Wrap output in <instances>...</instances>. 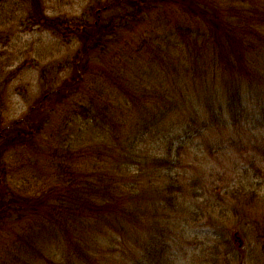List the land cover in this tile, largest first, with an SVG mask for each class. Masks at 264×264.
Listing matches in <instances>:
<instances>
[{"label":"rangeland","instance_id":"1","mask_svg":"<svg viewBox=\"0 0 264 264\" xmlns=\"http://www.w3.org/2000/svg\"><path fill=\"white\" fill-rule=\"evenodd\" d=\"M43 1L45 12L53 18L88 16L94 19L90 8L98 7V0ZM209 1L220 7L222 4L234 3L240 15H246L251 19L252 16L257 17V15L250 10L264 9V0ZM18 2L19 0H0V91H2L0 129L25 116L31 106L37 105L45 96L50 101H54V106L48 108V112H42V118H39L45 119L46 125L41 131L43 142L41 137L37 150L24 147L1 153L0 160L2 161L3 158L7 160V178H4L9 182V190L24 196H34L40 195L44 188L51 187L57 181L49 172L51 163L49 151L53 148L58 149L56 144L67 145L71 142L74 153L69 158L73 165V181L86 178L91 182H98L102 177L105 180L115 181L114 186L122 191H128L130 185H134L136 171L142 166L145 167L148 162L140 157L129 163L126 172L113 171L114 174H111L106 170L110 152L107 153L105 145L98 144L104 138L110 142L111 135L106 134L100 127L92 132H85L83 129L92 120L84 121L81 113L78 118L73 117L70 124L66 125L64 122V120L69 121V113L74 106L80 108L90 98L98 99L104 93L97 89L95 84H89L88 80L84 83V90L67 92L60 89L61 92L54 93L64 87L66 79L72 75L74 68L70 61L79 52L81 44L75 41L68 42L50 29L29 28L27 11L25 8H20ZM160 11H174V14L172 12L169 14L165 28L163 25L151 27L144 21L138 32L122 42H118V38L114 37L111 44L95 49L97 51L94 54L95 58L88 59L89 71L98 75L100 82L107 85L108 89L115 88L124 98L129 97V93L125 90L129 84L122 83L113 72L118 67L125 69V65L121 63L116 68L111 65L112 56L116 62L125 58L124 55L121 58L117 57L118 51L134 52L130 61L135 70L130 67V70L125 72L129 76L133 72H140L141 67L146 71L149 81H143V86L139 90L141 94L147 96L161 94L160 89L167 88L170 91L169 95L172 96L174 92L170 89L174 88V84L176 87L180 83L175 80L178 78L177 67L190 71L183 75L182 81L185 82V76L189 75V83L191 82L190 74H193L194 69H190L187 60L175 66L179 53L178 50L172 49V43L179 38L177 33L179 26H191L197 29L204 28L207 22L202 19H190L182 14L178 5L167 1L162 2ZM242 11L246 12L240 13ZM153 16H156L155 12ZM199 23L203 25L200 26ZM259 48L264 54V46ZM139 50L140 55L137 54ZM225 50L227 52L225 54L230 55L226 57L232 59L227 63L234 65L236 58L235 54L232 55V48L230 47L229 50L225 47ZM203 67L201 63L197 66L198 69ZM150 80L156 81L157 86L158 81L166 82L163 88L157 90ZM208 81L211 83V79ZM152 103L153 101H150V105ZM133 108L144 114L139 104L138 107L133 106ZM175 114L178 115L174 111L172 116ZM155 128L149 129L151 134L153 132L151 142L138 146V149H144L145 154H147L146 149L156 153L152 156L150 152V158L156 156L157 152L165 153L167 150L165 141L161 140L162 135L157 134L158 131H164ZM123 134L117 132V137L122 139ZM207 137L214 143L217 135L208 133ZM207 137L190 138L180 150L182 159L180 165L166 169L160 172V175L149 177L145 181L146 183L152 181L163 188L164 183L168 182V176L163 173L170 171L171 175L176 176L183 185V189L176 194L178 197L174 201L176 207H164L162 201L158 202L161 205L156 216L149 215L140 227L141 240L138 245L128 239L130 234H126L123 230L122 233L114 226L117 217H113L114 227L104 226L102 234L97 238L100 249L95 251L99 253L100 259L84 262L85 264H135L134 253H138L136 255L140 256L143 264H153V262L156 264L157 258L151 260L149 252L147 253L161 247V242H158L159 233L154 234L156 230H151L152 223L156 221L157 225L159 223L160 227H163L168 220L177 223L175 231L181 237L174 236L168 240L169 243L172 241V247L167 251L168 256L159 255L160 263L157 264H238L240 260L244 264L264 262V160H260V163L257 162L254 166L250 159L258 144L241 146L235 143L234 147L209 150L204 144ZM114 140L117 142L116 137ZM151 146L154 148L151 149ZM259 166L262 168L261 172L257 170ZM0 171V180H2L1 166ZM255 171L259 175L256 179L253 176ZM140 185H142L141 181ZM2 186L3 184L0 183V188ZM253 190H257L260 196L249 202ZM117 191L120 192L119 189ZM160 195L162 194H147L145 203L149 204L154 196L157 199ZM122 201L126 203L127 199L124 197ZM9 212L13 216H5V221L7 220L8 223L7 230L3 229L2 219L0 220V264H4L10 257L18 256L25 257L22 262L17 261L16 264H68L75 260L76 257L69 254L72 252L69 251L68 237L61 230L65 221L63 216L59 215L60 223L46 225L52 222L50 213L53 215L52 220H56V210L51 209L50 213L48 211L45 218L42 216V221L32 218L22 220L16 212ZM171 224H168L169 227ZM224 227L226 230L223 229ZM20 235L25 238H20ZM152 237H155V241H152ZM73 239L75 242L79 240L76 236H73ZM26 242H31L33 247L25 246ZM226 242H230L228 246L224 244ZM128 243L132 244V255L127 254ZM22 245L32 252L31 258L17 253V248Z\"/></svg>","mask_w":264,"mask_h":264},{"label":"trees","instance_id":"2","mask_svg":"<svg viewBox=\"0 0 264 264\" xmlns=\"http://www.w3.org/2000/svg\"><path fill=\"white\" fill-rule=\"evenodd\" d=\"M164 1L178 5L182 14L190 19H202L207 22L204 28L179 26L177 29L179 38L172 43V49L178 50L179 53L175 66L187 60L190 69H194L193 74H190L191 82L189 83V75L185 76V82L182 81L183 75L190 71L177 67L178 78L175 80L180 83L176 87L172 83L174 84V88L170 89L174 92L172 96L169 95V89L163 88L166 82L164 80L158 81V86L156 81L150 80L157 90L163 88L159 91L161 94L149 96L141 94L139 90L143 86V81H149L146 71L141 67L140 72L132 71L133 74L129 76L125 72L130 70V67L135 70L130 61L134 52L118 51L116 56L121 58L124 55L125 58L116 62L112 56L111 65L114 68L121 63L125 65V69L118 67L113 72L122 83L129 84L125 88L129 97L124 98L115 88L108 89L107 85L100 82L98 75L89 71L88 59L96 57L94 55L97 52L96 48L111 44L114 37L118 38V42H122L138 32L141 24L145 22L151 27L163 25L165 28L169 14H174V11H160V5ZM18 4L27 11L29 28L50 29L68 42L75 41L81 44L79 52L70 61L74 68L72 75L66 79L64 87L54 93L57 94L61 90L67 92L82 90L87 80L104 93L98 99L90 98L80 108L74 106L69 113V121L64 120L65 124H70L73 117L78 118L81 113L84 121L92 120L83 129L85 132H92L100 127L106 134L111 135L110 142L104 138L98 143L105 145L107 153L110 152L106 170L111 174H114L113 171L126 172L129 163L140 157L148 164L136 171L134 185H130L128 191H122L114 186L115 181L102 177L98 181L99 185L98 182H91L86 178L76 182L73 181V165L69 158L74 153L71 142L67 145L56 144L58 149L53 148L49 151L51 162L49 172L57 182L47 189L44 188L40 195L24 196L9 190V182L5 180L7 160L3 158L0 164L2 168L0 183L3 184L0 188V220L2 219L1 225L4 230L8 229L5 216H13L9 211L16 212L22 220L32 218L42 221V216L45 218L46 213L54 209L57 211L56 220H52L53 215L50 213L51 224H46L44 220L43 223L56 225L60 223L59 215H62L65 221L61 230L68 237L69 251L72 252L69 254L76 257L68 264L79 262L85 264L84 262L100 259L99 253L95 251L100 249L97 238L102 234L104 226H113V217H117L114 226L122 233L124 231L130 234L128 239L138 245L141 240L140 227L149 215L156 216L161 205L158 202L162 201L164 207H176L174 203L178 198L176 194L183 189L181 181L176 176L171 175L170 171L163 173L168 176V182L164 183L163 188L152 181L149 183L145 181L149 177L160 175V172L166 169L180 165L182 160L180 150L190 138L201 136L204 139L208 133L217 135L214 143L210 142L209 137L205 139L204 144L209 150L234 147L235 143L241 146L255 143L258 146L253 150L255 153L250 155L252 164L255 166L257 162L264 160V54L259 48L264 46V9L250 10L257 15L251 19L246 15H240L234 3L224 4L225 6L222 4L220 7L209 0H98V7L90 8L94 14L92 19L88 16L50 17L45 12L43 0H19ZM252 5L254 7V4ZM153 12L156 16H153ZM244 12L246 11L240 13ZM225 47L229 50L232 48V55L235 54L236 58L234 65L227 63L232 59L226 57L230 55L225 54L227 53ZM140 50L137 51L138 55L141 53ZM200 63L204 66L202 69L197 68ZM121 75L123 77L120 78ZM210 79L211 83L208 81ZM149 100L153 101L152 105ZM138 104L142 111L144 110V114L133 108L138 107ZM53 106L54 101L45 96L37 105H32L25 116L7 126L4 125L0 129L2 154L13 148L29 147L31 150H37L42 137L41 131L46 125L45 119L39 118H42V112H48V108ZM174 111L178 115L172 116ZM151 127L158 130L161 128L165 132L158 131L157 134L162 135L161 140L165 141L167 148L165 153L157 152L153 158H150L151 155L156 153L151 152L152 150L146 149L145 154L143 148L138 149L139 144L151 142L153 134L149 130ZM117 132L124 133L122 139L117 137ZM115 137L117 142L114 140ZM257 170L261 172L262 168L259 166ZM253 176L255 179L259 176L257 171ZM149 193L162 195L157 199L154 196V199L146 204V195ZM258 196L260 193L253 190L250 197L248 196V201L252 202ZM124 197L127 199L126 203L122 201ZM170 223L172 224L169 227ZM176 225L177 223L170 220L163 227H160L159 223L157 225L156 221L152 223L151 230H156L154 234L159 233L158 242H161V247L147 253L149 252L151 260L157 258L156 264L159 262V255L168 256L167 251L172 247V241L169 243L168 240L174 236L181 237L176 234ZM73 236L79 240L75 242ZM19 237L25 238L21 235ZM152 239L155 241V237ZM30 243L26 242L25 246L33 247ZM229 243L224 244L228 246ZM127 246L128 250H124L132 255V244L128 243ZM17 253L29 258L32 255V252L23 245L17 248ZM136 254L138 253H134L135 264H143L140 256ZM23 257H10L4 264L22 262ZM238 264L244 262L240 260Z\"/></svg>","mask_w":264,"mask_h":264},{"label":"flooded vegetation","instance_id":"3","mask_svg":"<svg viewBox=\"0 0 264 264\" xmlns=\"http://www.w3.org/2000/svg\"><path fill=\"white\" fill-rule=\"evenodd\" d=\"M0 69H1V64H0ZM1 98H2V91H0V101H1ZM0 136H1V134H0ZM1 149H0V155H1ZM0 159H1V156H0ZM0 164H1V160H0ZM0 173H1V171H0Z\"/></svg>","mask_w":264,"mask_h":264}]
</instances>
